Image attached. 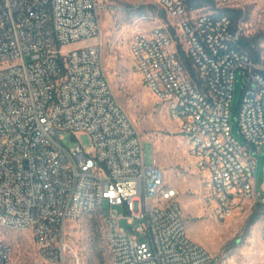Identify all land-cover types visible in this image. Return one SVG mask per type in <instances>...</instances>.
Wrapping results in <instances>:
<instances>
[{"label": "built area", "instance_id": "built-area-1", "mask_svg": "<svg viewBox=\"0 0 264 264\" xmlns=\"http://www.w3.org/2000/svg\"><path fill=\"white\" fill-rule=\"evenodd\" d=\"M156 1L171 23L134 36L135 65L207 174L215 216L259 204L264 247L256 176L264 57L255 62L235 47L244 28L234 33L229 17ZM214 1L236 8L244 0ZM101 33L98 0H0V227L30 232L45 261L63 264L67 224L100 210L111 264H221L220 253L189 237L179 192L156 158L146 163L143 138L106 75ZM239 72L248 79L237 109L244 142L230 123ZM67 133L88 135L91 147L67 148ZM11 259L0 239V264Z\"/></svg>", "mask_w": 264, "mask_h": 264}, {"label": "rangeland", "instance_id": "rangeland-1", "mask_svg": "<svg viewBox=\"0 0 264 264\" xmlns=\"http://www.w3.org/2000/svg\"><path fill=\"white\" fill-rule=\"evenodd\" d=\"M101 18L102 58L106 75L116 98L126 110L144 141L146 163L152 164L155 157L164 170L166 183L178 192V201L183 210L189 237L206 248L212 255L220 253L221 264H259L264 259L261 240L263 213L260 205L248 202L245 209L236 211L232 218L219 220L209 202L210 191L206 185L207 174L200 171L196 159L190 154L187 137L179 123L169 116L167 107L145 85L142 75L131 55V44L138 33H145L171 20L156 0H98ZM146 8V15L139 17L137 9ZM236 8L250 12L249 19L240 24L244 36L253 37L264 31V0H244ZM196 14L218 13L216 10L198 9ZM97 40H90L93 44ZM71 44L67 50L82 46ZM247 77L236 75L233 96V113L230 119L232 134L244 142L237 122V109L242 102ZM63 144L67 148L78 145L91 147L88 135L73 138L67 133ZM257 155V154H256ZM257 161L258 191L264 192V152ZM122 227H127L125 221ZM103 215L100 210L84 215L65 228L67 249L63 264H94L92 262L90 237L93 230L103 231ZM0 239L12 247L11 264H50L39 254L30 232L0 227ZM104 245L107 248L106 243ZM106 264H111L107 249Z\"/></svg>", "mask_w": 264, "mask_h": 264}, {"label": "trees", "instance_id": "trees-1", "mask_svg": "<svg viewBox=\"0 0 264 264\" xmlns=\"http://www.w3.org/2000/svg\"><path fill=\"white\" fill-rule=\"evenodd\" d=\"M188 10H198V9H208L216 10L218 12L217 16H227L232 21V31L236 33L239 30V26L242 22H246L250 17V12L248 10H243L242 8H218L214 0H184ZM161 15H163L162 11ZM139 17L146 15L147 11L145 7H139L137 9ZM175 34V31H173ZM235 47L247 54L253 61L261 62L262 57H264V31L259 32L253 37H246L240 35ZM183 59L190 71L193 78L197 80L195 72L193 70L191 61L186 55H183ZM199 82V81H198ZM103 215V212H101ZM104 242L107 245H104ZM90 248L92 255V262L94 264H106L107 262V249L110 257L109 247L105 239L104 228L103 231L96 229L93 230V234L90 237Z\"/></svg>", "mask_w": 264, "mask_h": 264}]
</instances>
